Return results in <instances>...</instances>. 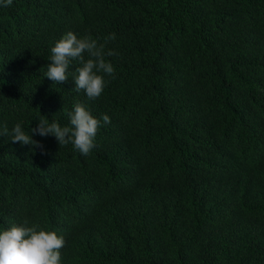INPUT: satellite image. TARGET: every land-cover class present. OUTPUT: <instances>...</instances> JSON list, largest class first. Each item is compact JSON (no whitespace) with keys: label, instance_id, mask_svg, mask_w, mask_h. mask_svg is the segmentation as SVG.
<instances>
[{"label":"trees","instance_id":"obj_1","mask_svg":"<svg viewBox=\"0 0 264 264\" xmlns=\"http://www.w3.org/2000/svg\"><path fill=\"white\" fill-rule=\"evenodd\" d=\"M68 31L117 53L95 100L45 76ZM77 103L110 117L90 154L31 131ZM17 123L43 148L0 136V231H55L61 264H264V0H0Z\"/></svg>","mask_w":264,"mask_h":264},{"label":"clouds","instance_id":"obj_2","mask_svg":"<svg viewBox=\"0 0 264 264\" xmlns=\"http://www.w3.org/2000/svg\"><path fill=\"white\" fill-rule=\"evenodd\" d=\"M12 0H3V6H11ZM115 39V34L105 38ZM117 55L104 44H98L89 35L78 37L74 32L65 33L51 48L48 57L51 63L47 66L45 76L53 84H62L71 76L74 90L84 91L90 100L99 98L105 88V75L114 77L115 69L106 56ZM73 61L79 63L73 72H69ZM69 125L61 126L58 122L41 119L38 127L32 129L40 136L52 134L60 146L69 143L82 155H88L95 147V137L103 124H109L110 117L104 114L101 119L95 118L82 104L74 105L68 113ZM0 136H8L13 142L21 145H32L43 148V145L32 139L20 123L9 131L7 125L0 126ZM65 240L55 231L38 230V225L29 226L28 220L20 225H13L0 231V264H61V249Z\"/></svg>","mask_w":264,"mask_h":264}]
</instances>
